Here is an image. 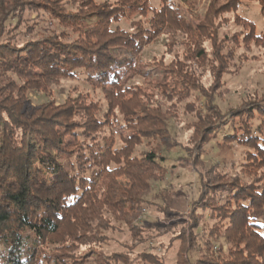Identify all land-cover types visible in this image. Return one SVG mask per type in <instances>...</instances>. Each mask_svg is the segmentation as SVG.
Here are the masks:
<instances>
[{"label": "rangeland", "instance_id": "374dc122", "mask_svg": "<svg viewBox=\"0 0 264 264\" xmlns=\"http://www.w3.org/2000/svg\"><path fill=\"white\" fill-rule=\"evenodd\" d=\"M22 1L26 2L23 11L2 23L3 41L20 48L64 30L43 7L48 0ZM147 1L154 11L162 6V0ZM167 1L177 9L194 41L176 28H168L143 43L131 58L134 73L125 69L120 80L131 89L125 97L130 114L123 118L117 109L109 113L96 142L111 151L127 148L129 161H141L147 154L159 153L163 146L169 154L165 165L156 168L154 181L149 182L152 193L141 204V216L127 224L113 221L112 227L104 226L105 240L101 238L98 248L80 247L77 253L84 255L88 264H222L234 258L231 254L237 253L242 246L239 243L252 241L248 233L239 235L234 230L242 224L232 217L241 203L232 198L235 185H254L256 192L264 188V167L253 169L248 164L255 151L247 140L250 136L259 140L256 130L264 122V16L255 0L236 7L229 0ZM62 6L69 13L76 12L73 0L62 1ZM152 16L148 13L142 20L143 28ZM139 20L125 16L113 27L131 33ZM64 32L69 38L78 37L71 30ZM199 50L204 53L199 55ZM78 74L59 80L46 93L29 91L30 107L45 101L61 107L80 93L85 104L92 102L100 116L106 115L109 103L102 87L96 79L86 82L82 71ZM69 116V111L64 114ZM81 140L77 138L74 144ZM249 166L253 174L244 172ZM113 168L116 165L110 164ZM210 168L229 179L208 186L204 191L208 196L202 201L203 196L198 199L200 177ZM88 177L92 175L85 173L79 186L85 187ZM105 180L102 176L95 187L102 191ZM113 182L124 189L131 186L126 176ZM248 218L264 238V206L251 208ZM24 235L28 243L21 252L23 260L34 248L33 234L25 231ZM57 240H46L49 246L36 245L35 256L56 262L60 254L52 243ZM2 250L0 246V257Z\"/></svg>", "mask_w": 264, "mask_h": 264}, {"label": "trees", "instance_id": "16d2710c", "mask_svg": "<svg viewBox=\"0 0 264 264\" xmlns=\"http://www.w3.org/2000/svg\"><path fill=\"white\" fill-rule=\"evenodd\" d=\"M62 1L48 0L43 7H47L52 19L64 30L17 48L8 40L3 41L2 23L22 12L26 2L0 0V246L3 249L0 264H41V260L48 264H88L84 255L77 253L80 247L98 248L101 238L105 240L104 226L112 227L113 221L127 224L141 216V204L152 193L149 182L154 181L156 168L165 165V156L169 154V149L163 146L159 153L147 154L141 161H129L127 148L111 151L106 144L96 141L109 113L117 109L123 118L130 114L125 97L131 89L120 80L125 69L134 73L131 58L142 45L168 28H176L193 40L177 9L167 0H162L159 11L150 9L147 0L101 3L73 0L76 12L69 13ZM245 1L249 0H229V3L236 7ZM255 1L264 16V0ZM148 13L153 16L147 28H143L142 20ZM125 16L141 19L131 33L113 27ZM65 30L78 33V37L69 38ZM199 53L204 52L199 50ZM78 71L86 74V82L96 79L104 90L109 103L106 115L100 116L92 102L85 104L80 93L61 107L47 101L30 107L29 91L46 93L59 80L79 76ZM68 111L71 116L66 118L64 114ZM256 135L260 136L259 140L247 137L255 151L248 162L253 169L264 167V122ZM77 138H82L78 145L74 144ZM159 158L162 162L157 161ZM110 164L116 168L110 169ZM243 170L251 173L250 166ZM85 173L92 177L85 179V187L79 186ZM224 175H216L213 169L206 171L200 177L198 199L203 196V201L208 196L204 193L208 186L215 187L229 179ZM102 176L106 180L100 191L94 184ZM121 176L130 179L128 189L114 184ZM232 185L230 182L229 187ZM238 186H233L232 200L240 201L241 205L232 217L242 224L238 223L239 228L234 226V230L239 235L248 233L252 241L239 243L242 246L237 253L231 254L234 258L222 264H264V238L248 218L251 208L264 206V188L256 192L254 185ZM25 231L33 234L34 248L23 260L21 252L28 243ZM49 239H58L52 243L60 254L56 262L35 256L36 245L49 246L46 242Z\"/></svg>", "mask_w": 264, "mask_h": 264}]
</instances>
